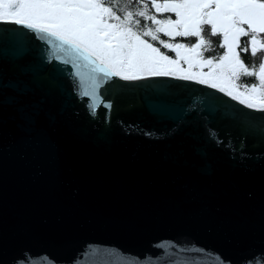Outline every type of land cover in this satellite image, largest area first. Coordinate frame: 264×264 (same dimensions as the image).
I'll use <instances>...</instances> for the list:
<instances>
[{
    "label": "water",
    "instance_id": "obj_1",
    "mask_svg": "<svg viewBox=\"0 0 264 264\" xmlns=\"http://www.w3.org/2000/svg\"><path fill=\"white\" fill-rule=\"evenodd\" d=\"M0 29V264H264V113Z\"/></svg>",
    "mask_w": 264,
    "mask_h": 264
},
{
    "label": "snow or ice",
    "instance_id": "obj_2",
    "mask_svg": "<svg viewBox=\"0 0 264 264\" xmlns=\"http://www.w3.org/2000/svg\"><path fill=\"white\" fill-rule=\"evenodd\" d=\"M0 21L55 41L57 51L116 87L170 76L264 113V0H0ZM209 51L216 55L206 57ZM93 96V116L97 104L111 109L102 94Z\"/></svg>",
    "mask_w": 264,
    "mask_h": 264
},
{
    "label": "trees",
    "instance_id": "obj_3",
    "mask_svg": "<svg viewBox=\"0 0 264 264\" xmlns=\"http://www.w3.org/2000/svg\"><path fill=\"white\" fill-rule=\"evenodd\" d=\"M218 39V38H217ZM167 40H169V38H167ZM217 52H222V49H218L217 48ZM216 55V52H212V51H209L208 53H206V57H213ZM245 61L248 63V64H251L252 62H250L248 60V57H244ZM259 61V57H257V62ZM253 80V78H248V82L251 83Z\"/></svg>",
    "mask_w": 264,
    "mask_h": 264
},
{
    "label": "rangeland",
    "instance_id": "obj_4",
    "mask_svg": "<svg viewBox=\"0 0 264 264\" xmlns=\"http://www.w3.org/2000/svg\"><path fill=\"white\" fill-rule=\"evenodd\" d=\"M177 40L179 41L180 38H177ZM154 43H155V42H154ZM162 50H163V49H162ZM163 51H166V52H167V50H163ZM206 53H208V52H206ZM206 53H205V56H206ZM170 55H173V56H174V53H170ZM248 60H249L250 62H252V59H251L250 57H248ZM185 67H186V65H185ZM204 71H207V69L205 68Z\"/></svg>",
    "mask_w": 264,
    "mask_h": 264
},
{
    "label": "flooded vegetation",
    "instance_id": "obj_5",
    "mask_svg": "<svg viewBox=\"0 0 264 264\" xmlns=\"http://www.w3.org/2000/svg\"><path fill=\"white\" fill-rule=\"evenodd\" d=\"M161 36H162V34H161ZM162 38L165 39V40H167L168 37H163V36H162ZM145 39H149V40H150V38H145ZM180 39H181V38H180ZM155 43H157V42H155ZM222 51H223V50H222ZM221 53H222V52H221Z\"/></svg>",
    "mask_w": 264,
    "mask_h": 264
}]
</instances>
